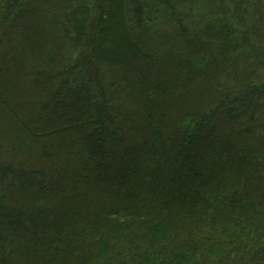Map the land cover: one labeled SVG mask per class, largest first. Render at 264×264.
<instances>
[{
    "label": "trees",
    "instance_id": "obj_1",
    "mask_svg": "<svg viewBox=\"0 0 264 264\" xmlns=\"http://www.w3.org/2000/svg\"><path fill=\"white\" fill-rule=\"evenodd\" d=\"M1 72L0 264H264V0H0Z\"/></svg>",
    "mask_w": 264,
    "mask_h": 264
},
{
    "label": "rangeland",
    "instance_id": "obj_2",
    "mask_svg": "<svg viewBox=\"0 0 264 264\" xmlns=\"http://www.w3.org/2000/svg\"><path fill=\"white\" fill-rule=\"evenodd\" d=\"M9 77V74L0 73V83L4 81V83L6 82L7 84H10L8 87L5 85V94L4 92L2 94V91H0V143L5 145L4 147L11 144L12 146H17L18 144L16 139H14L15 141L10 142L12 136L11 134L7 135L10 132L14 133L12 126L15 120V114L13 112L15 111L17 114L18 109L23 110L25 116L28 115L26 118L31 122V120H33L32 115H34V111L36 112L38 109H41L40 106L43 104V100L41 99L43 96L42 91L41 94L39 92L34 93L35 89L28 83V81H23V79L20 78ZM8 78L12 80L8 81ZM6 96H9V99H7ZM12 109L14 110L11 111ZM30 122L25 121V124L31 125ZM240 122L241 123L230 127L227 138H230L234 132L245 127L243 122ZM254 135L259 137L262 134L260 132H255ZM19 139L22 141V136ZM14 150L16 151V162L19 163L20 161H23L25 157L23 151H17V148H14ZM49 159L50 158L47 157V160ZM25 162L29 161L26 160Z\"/></svg>",
    "mask_w": 264,
    "mask_h": 264
}]
</instances>
